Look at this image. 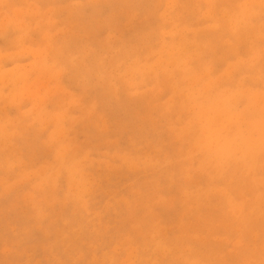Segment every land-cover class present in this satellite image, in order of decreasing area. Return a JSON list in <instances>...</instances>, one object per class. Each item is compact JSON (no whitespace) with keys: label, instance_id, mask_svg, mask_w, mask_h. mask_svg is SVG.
<instances>
[{"label":"rangeland","instance_id":"374dc122","mask_svg":"<svg viewBox=\"0 0 264 264\" xmlns=\"http://www.w3.org/2000/svg\"><path fill=\"white\" fill-rule=\"evenodd\" d=\"M0 264H264V0H0Z\"/></svg>","mask_w":264,"mask_h":264}]
</instances>
